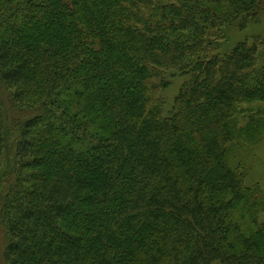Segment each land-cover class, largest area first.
Wrapping results in <instances>:
<instances>
[{
  "label": "trees",
  "instance_id": "16d2710c",
  "mask_svg": "<svg viewBox=\"0 0 264 264\" xmlns=\"http://www.w3.org/2000/svg\"><path fill=\"white\" fill-rule=\"evenodd\" d=\"M263 12L0 0V264H264V190L237 139L264 128V40L214 44ZM5 97L26 111L13 145Z\"/></svg>",
  "mask_w": 264,
  "mask_h": 264
},
{
  "label": "rangeland",
  "instance_id": "374dc122",
  "mask_svg": "<svg viewBox=\"0 0 264 264\" xmlns=\"http://www.w3.org/2000/svg\"><path fill=\"white\" fill-rule=\"evenodd\" d=\"M258 38L259 40H264V12L259 17V20L249 23L245 28L239 29L234 25L223 26L217 33L215 39V45L220 53L229 51L237 42L242 40H252ZM261 60L264 61V44L261 47ZM183 78L171 77L170 85L161 91V97L165 101L164 111L169 113L173 105L174 98L178 93L180 85L183 83ZM5 107L7 108V121L10 125V136L9 145H13V142L17 137V129L15 121H22L25 118L26 111L25 108H18L17 102L15 105L11 101H7L4 98ZM255 108V106H253ZM246 124V123H244ZM243 121L235 123V129H240L244 126ZM251 130V129H250ZM249 130V131H250ZM251 130L250 132H253ZM237 139L239 145H243L242 148L238 149L240 155L246 158V164L248 165V174L246 177L247 184L257 183L260 191L264 190V128L258 129L256 134H247V136L240 135ZM241 141V142H240ZM11 152L8 153L4 148L3 159H2V169L3 171L9 169V160H11ZM261 188V189H260ZM263 188V189H262ZM5 189L2 186L0 193ZM2 234L0 233V246H1Z\"/></svg>",
  "mask_w": 264,
  "mask_h": 264
}]
</instances>
